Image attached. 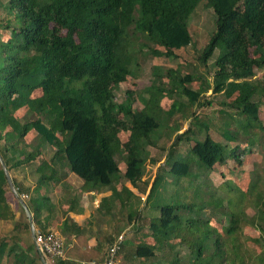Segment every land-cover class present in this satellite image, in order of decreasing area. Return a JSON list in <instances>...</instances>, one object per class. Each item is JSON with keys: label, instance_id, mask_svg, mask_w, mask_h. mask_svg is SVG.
<instances>
[{"label": "trees", "instance_id": "obj_1", "mask_svg": "<svg viewBox=\"0 0 264 264\" xmlns=\"http://www.w3.org/2000/svg\"><path fill=\"white\" fill-rule=\"evenodd\" d=\"M200 1L0 0V158L18 197L28 192L23 184L27 176H37L39 186L57 180L56 161L99 188L117 177L120 163L132 186L141 182L147 163H160L150 155L149 149L164 148L151 140L159 123L147 113L148 103L160 101L158 109H166L169 119L176 110L175 94L198 106L210 105L200 102L204 90L188 88L196 76L174 68L154 75L148 89L155 87L158 95L151 94L146 103L140 102L139 91L130 89L116 105L115 92L128 79L138 86L133 69L147 59L153 68L164 59L188 63L185 50L194 46L187 21ZM205 1L215 29L194 58L206 63L219 50L212 79V94L224 96L219 113L232 111L241 139L253 140L255 129L264 132L259 107L264 84L253 80L255 69L264 64V0ZM165 79L170 85H164ZM191 127L176 132L171 148L190 135ZM230 146L205 135L190 153L211 172L224 165L219 173L223 185L225 170L245 172L253 154L242 155L238 146ZM46 149L53 152L50 160ZM191 164L163 161L148 198L160 181L186 180ZM258 178L248 180L243 191L236 184L238 194L226 203L221 199L207 206L204 198L205 219L184 218V212H196L192 204L156 206L158 216L148 226L154 243L135 247L137 264H264V175ZM11 195L0 165V222H13L0 235V264H43L26 218L16 220V210L23 209ZM221 209L222 221L214 220L213 211Z\"/></svg>", "mask_w": 264, "mask_h": 264}, {"label": "rangeland", "instance_id": "obj_2", "mask_svg": "<svg viewBox=\"0 0 264 264\" xmlns=\"http://www.w3.org/2000/svg\"><path fill=\"white\" fill-rule=\"evenodd\" d=\"M187 25L192 37L191 44L194 46V50L192 48L185 50L188 63L179 64L178 61H174L173 59H164L162 60L163 63L161 62L162 64L153 68L150 59L145 60L141 63L142 66L137 71L133 69V75L135 77L137 76L138 79L140 78L138 86H132L128 79L115 92V104H120L124 100L125 91L130 89L139 91L137 95L141 103H146L151 94L157 96L158 94H154L155 87L151 90L148 87L152 84L154 75L161 76L166 73L168 68H174L175 71H182L183 74L196 76V81L189 85L188 88L192 90L200 89L201 92L204 90L200 102L209 101L210 105L198 106L197 104L190 103L184 95L175 94L176 110L172 114V118L169 119V113L166 109H158L157 105L162 106L160 101L156 103V100L152 99V102L148 103L147 113L159 123V128L150 134L151 140L159 147L164 148V152L155 148L149 149L151 157L159 159V162L166 161L172 163L175 160H179L192 163L190 173L186 180H180L177 183H173V181L167 184L165 181L158 183L149 197L148 208L153 210L152 213L157 217L156 206L192 204V208L196 212L191 216L188 212H184V218L197 217L198 219H205L207 218L205 209L206 201L207 206L209 205L208 202L215 204L216 201L221 199L226 203L228 199L233 198V193L238 194L236 192L238 189H235L236 184L241 185L242 189L240 190L243 191V188L247 187L248 180L255 182L256 177L259 179V175L260 177L264 175V132L255 129L252 135L253 140L249 138L242 140L239 124L236 121L234 125L235 120L231 118V115L234 113L225 109L219 113L221 109L219 104L224 102V96L212 94V79L215 71L214 62L217 59L219 50H215L212 57L206 63L198 62L194 58L208 44L215 29L213 11L211 8L206 7L205 0H201L198 3L196 9L188 17ZM253 80L264 84V64L260 69H255V77ZM164 83L165 86L168 83L170 85V82L166 79ZM80 84L81 82H74L76 87H79ZM259 107L260 118L264 125V100L259 104ZM114 114L117 118L119 117L116 106L114 107ZM193 116L195 117L193 118ZM233 119L235 118L233 117ZM190 124H192L190 135L181 137L178 143L171 148V144L177 135L176 132L179 131L181 134ZM205 135H209L217 143L227 144L229 142L231 144L229 147L230 150L234 146H238L242 151V155L250 150V153L252 152L253 154H251V158L247 161L246 171L237 174L232 169L225 170V184L222 185V179L219 173L226 167L220 165L215 171L211 172V170L203 167L190 153V148L196 142H201ZM170 152L171 155L169 154ZM251 161L254 162L253 165ZM171 178L173 179V177ZM165 180L169 179L165 178ZM11 193L12 195L9 198L17 200L15 194L12 191ZM204 198H206V201L203 200ZM221 211L222 209L220 211H213L214 220L218 219V221H222L223 214ZM139 213L143 219L145 211ZM250 215V210L246 209L245 218L249 219ZM12 227L13 222H0V235L7 233ZM44 259L46 261L49 258L44 256Z\"/></svg>", "mask_w": 264, "mask_h": 264}, {"label": "crops", "instance_id": "obj_3", "mask_svg": "<svg viewBox=\"0 0 264 264\" xmlns=\"http://www.w3.org/2000/svg\"><path fill=\"white\" fill-rule=\"evenodd\" d=\"M52 153L46 149L47 160ZM161 163L153 166L147 163L145 175L137 186L123 178L125 168L120 163L117 177L110 185L99 188L82 182L56 161L53 167L57 180H47L39 186L37 176L26 177L23 184L28 189V199L23 203L26 209V204L29 207L31 223L18 200L23 211L16 210V220L26 218L31 242V227L42 233H55L64 244L62 260L73 264H101L112 241L123 235L117 258L121 264H137L135 247L154 243L148 226L155 215L148 208V195ZM141 211H145L143 219Z\"/></svg>", "mask_w": 264, "mask_h": 264}, {"label": "built area", "instance_id": "obj_4", "mask_svg": "<svg viewBox=\"0 0 264 264\" xmlns=\"http://www.w3.org/2000/svg\"><path fill=\"white\" fill-rule=\"evenodd\" d=\"M19 198L23 201L28 199L27 194H22ZM33 242L39 254L44 257L47 256L50 260L63 259L65 249L63 241L53 232L42 233L35 231L31 227ZM123 235H119L107 248L104 260L101 264H121L118 260V252L123 243Z\"/></svg>", "mask_w": 264, "mask_h": 264}, {"label": "water", "instance_id": "obj_5", "mask_svg": "<svg viewBox=\"0 0 264 264\" xmlns=\"http://www.w3.org/2000/svg\"><path fill=\"white\" fill-rule=\"evenodd\" d=\"M0 165H1V168H2V170H3V172H4V175H5V177H6V180H7V182H8V185H9L10 190L15 194V196H16L18 202H19V203L22 205V207H24V209L26 210V212H27V217H28V221L31 223V218H30V216H29V214H28V211H27V209L25 208V205H24L23 201L17 196L16 191H15V189H14V187H13V184H12V181H11V178H10V175H9V173H8V170L6 169V166L4 165V163H3V161H2L1 158H0ZM42 261H43V264H47V263L44 261L43 258H42Z\"/></svg>", "mask_w": 264, "mask_h": 264}]
</instances>
